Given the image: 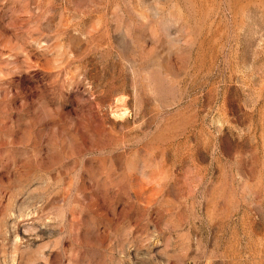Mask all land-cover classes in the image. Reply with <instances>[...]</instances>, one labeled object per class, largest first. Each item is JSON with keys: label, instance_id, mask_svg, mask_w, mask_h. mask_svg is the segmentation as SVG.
Instances as JSON below:
<instances>
[{"label": "rangeland", "instance_id": "1", "mask_svg": "<svg viewBox=\"0 0 264 264\" xmlns=\"http://www.w3.org/2000/svg\"><path fill=\"white\" fill-rule=\"evenodd\" d=\"M0 264H264V0H0Z\"/></svg>", "mask_w": 264, "mask_h": 264}]
</instances>
